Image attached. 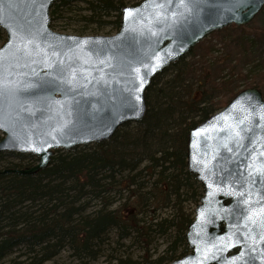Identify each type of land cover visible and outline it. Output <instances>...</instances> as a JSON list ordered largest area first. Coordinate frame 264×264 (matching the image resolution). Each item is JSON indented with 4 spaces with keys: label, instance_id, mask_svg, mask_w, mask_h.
I'll use <instances>...</instances> for the list:
<instances>
[{
    "label": "water",
    "instance_id": "water-1",
    "mask_svg": "<svg viewBox=\"0 0 264 264\" xmlns=\"http://www.w3.org/2000/svg\"><path fill=\"white\" fill-rule=\"evenodd\" d=\"M58 1L0 0L6 35L0 47V154L37 158L31 167L3 173L36 175L51 165L56 150L107 142L124 125L141 122L157 76L211 33L244 27L264 8V0H143L123 7L117 34L77 36L51 28ZM21 24L34 30L27 47L9 31ZM261 115L262 92L246 88L190 131L188 171L203 196L185 234L189 253L170 264H231L233 257L246 264L249 256L264 264V228L245 227L246 217L264 210V176L254 171L264 165Z\"/></svg>",
    "mask_w": 264,
    "mask_h": 264
},
{
    "label": "trees",
    "instance_id": "trees-1",
    "mask_svg": "<svg viewBox=\"0 0 264 264\" xmlns=\"http://www.w3.org/2000/svg\"><path fill=\"white\" fill-rule=\"evenodd\" d=\"M79 2L87 5L89 16L83 19L88 23L120 29L126 0H59L51 9L54 30L61 13ZM228 29L244 27L232 25L211 38ZM5 40L0 28V43ZM244 40L246 49L259 43L260 58L244 78L252 77L264 96V28L254 40ZM214 50L204 40L157 76L146 92L145 118L124 125L107 142L57 150L51 165L36 175L3 173L31 167L36 158L1 153L2 163L12 157L20 162L0 166V264L21 247L28 250L26 259L17 256L10 264H44L65 248L78 264H89L110 244L111 233L118 248L138 246L143 254L140 259L111 254L110 264H170L186 255L185 234L203 196L202 185L188 171L189 133L241 91L228 87L223 72L229 68L234 74L231 63L214 57ZM160 237L169 243L153 259L151 248Z\"/></svg>",
    "mask_w": 264,
    "mask_h": 264
},
{
    "label": "rangeland",
    "instance_id": "rangeland-1",
    "mask_svg": "<svg viewBox=\"0 0 264 264\" xmlns=\"http://www.w3.org/2000/svg\"><path fill=\"white\" fill-rule=\"evenodd\" d=\"M142 1L143 0H126V4L127 6H133L139 4ZM69 7L70 8L65 9L61 13L62 18L55 20L53 23L56 32L77 36H112L118 33L119 29L116 28L114 24L100 26L99 24L88 23L86 20H84V16H89L88 11L85 10L87 7L85 3H73ZM102 20L113 22L115 18L114 16H103ZM263 28L264 9L252 23L244 26L243 31H239L237 29H228L211 38V36L215 33L213 32L205 39L211 41L215 46V50L213 52L214 57H221L222 60L227 61V63H231V69L233 70L234 74H230L231 70L229 68H226L223 72V76L226 78L225 80L230 81V84L228 85L229 88L235 87L236 90H242L244 88H250L257 85L252 77L245 79L244 76L252 72L254 65L260 58L259 51H261V49L259 51L257 50V48L260 47L259 43L256 47L252 46L250 49H246L241 40H254L256 33H261ZM1 45L2 43H0V46ZM239 50L242 51L241 57L237 56V52H239ZM235 57L238 58V61L235 59ZM226 100L227 99H223V101ZM2 136L3 135L0 133V140L2 139ZM8 162L19 163L20 161L12 157L3 163L0 162V166H8ZM36 162V160L31 161L33 165L36 164ZM26 163L28 162L26 161ZM95 209L96 205H94L89 211L93 212ZM110 237L111 241L108 242L110 244L105 248V251L101 253L99 259L90 262L89 264H110L112 259L111 254L130 255L134 259H140L142 256L143 251L140 249V247L132 246L130 248H118L116 244V235L111 233ZM168 243L169 241L167 237L155 239L151 248L153 259L161 256L165 252ZM126 245L129 246V242H126ZM27 251L28 250L25 247H21L16 250L15 254H13L11 258H8L1 264H10V260L17 256H21V259H26ZM44 264H78V261L72 254V251L69 248H65Z\"/></svg>",
    "mask_w": 264,
    "mask_h": 264
},
{
    "label": "snow or ice",
    "instance_id": "snow-or-ice-1",
    "mask_svg": "<svg viewBox=\"0 0 264 264\" xmlns=\"http://www.w3.org/2000/svg\"><path fill=\"white\" fill-rule=\"evenodd\" d=\"M32 2L35 3V0H32ZM239 2L240 3H245L246 0H239ZM40 7L44 8L45 7V3L41 2L40 3ZM129 14L130 15L132 14V10H129ZM9 31L11 33V38H15V37L18 36L20 41H21V43L25 44V47H27V44L32 43L35 40L34 30L25 31V27H24L23 24H21L19 26V29H17V28H9ZM141 83H143V80H141ZM136 99L137 100L140 99L139 95L136 96ZM260 118L262 120H264V115H261ZM241 123H243V120H241ZM200 131H204V129H201ZM235 135L237 137H240L239 131H237L235 133ZM33 150L40 151L39 148H35L34 146H33ZM230 150L231 149H229V151ZM254 171L258 172L261 176H264V165H260L259 167L254 168ZM202 215H203V213H202ZM256 217H258V218H256ZM246 221L247 222L245 224V227H247V223L250 222L254 226H258V227L264 228V210H262L260 213L255 214V217H253V216L246 217ZM248 238L249 239H253V240L255 239V237H253V236H249ZM262 238H264V236H262ZM226 246L227 247H231L232 246L231 241L227 242ZM212 247H215V245H212ZM253 251H254V249H253ZM244 256H245V253L243 251H240L239 252V258L242 259ZM236 259H237V257H233V260L231 261V264H236ZM256 259H257V257L249 256L248 261L246 262V264H255V260ZM261 259H264V257H262ZM201 264H202V262H201Z\"/></svg>",
    "mask_w": 264,
    "mask_h": 264
}]
</instances>
